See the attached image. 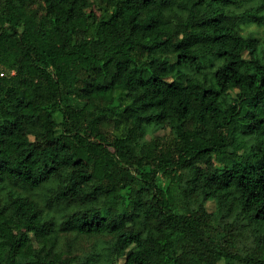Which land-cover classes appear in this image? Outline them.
Returning a JSON list of instances; mask_svg holds the SVG:
<instances>
[{
  "label": "trees",
  "instance_id": "16d2710c",
  "mask_svg": "<svg viewBox=\"0 0 264 264\" xmlns=\"http://www.w3.org/2000/svg\"><path fill=\"white\" fill-rule=\"evenodd\" d=\"M236 4L0 0V264H264V0Z\"/></svg>",
  "mask_w": 264,
  "mask_h": 264
},
{
  "label": "rangeland",
  "instance_id": "374dc122",
  "mask_svg": "<svg viewBox=\"0 0 264 264\" xmlns=\"http://www.w3.org/2000/svg\"><path fill=\"white\" fill-rule=\"evenodd\" d=\"M261 1L262 0H244V1L238 0V4L232 5V7H234L235 10L240 11L245 9L246 7L256 5ZM241 29L245 35L257 36L264 40V24L260 25L254 22H245L241 24ZM165 131L166 130H161L160 133H163ZM206 206L209 210L214 209L215 201L212 199L208 200ZM124 259H125L124 257L120 259V264L124 261Z\"/></svg>",
  "mask_w": 264,
  "mask_h": 264
}]
</instances>
